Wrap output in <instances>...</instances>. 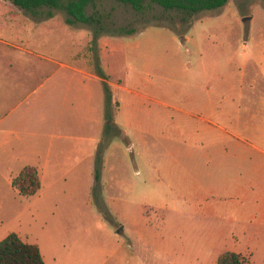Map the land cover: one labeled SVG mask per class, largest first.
<instances>
[{
  "label": "rangeland",
  "instance_id": "374dc122",
  "mask_svg": "<svg viewBox=\"0 0 264 264\" xmlns=\"http://www.w3.org/2000/svg\"><path fill=\"white\" fill-rule=\"evenodd\" d=\"M88 12L104 23L93 44L94 26L63 10L0 0V120L61 63L107 78L17 134L0 124V241L16 232L47 264H217L225 251L264 264L250 202L264 197V0L192 15L94 0ZM28 161L42 166L31 197L12 185Z\"/></svg>",
  "mask_w": 264,
  "mask_h": 264
},
{
  "label": "trees",
  "instance_id": "16d2710c",
  "mask_svg": "<svg viewBox=\"0 0 264 264\" xmlns=\"http://www.w3.org/2000/svg\"><path fill=\"white\" fill-rule=\"evenodd\" d=\"M17 6L38 14L42 8H56L67 14L68 24L84 23L95 28L91 44L96 41L103 29V20L99 12L89 13L88 8L94 5V0H11ZM131 5L136 11H143L147 4L156 3L165 10H178L192 15L204 10H212L225 6L229 0H118ZM136 29H123L114 34L134 33ZM96 74L107 81L102 69H97ZM107 83V82H105ZM106 98L111 100V92L106 86ZM100 178L97 173L96 180ZM12 185L22 196L31 197L41 188V179L36 167L26 165L12 180ZM0 264H47L38 244L24 241L16 232L8 234L0 241ZM217 264H249L241 253L235 251L222 252L217 259Z\"/></svg>",
  "mask_w": 264,
  "mask_h": 264
},
{
  "label": "crops",
  "instance_id": "0c3cea01",
  "mask_svg": "<svg viewBox=\"0 0 264 264\" xmlns=\"http://www.w3.org/2000/svg\"><path fill=\"white\" fill-rule=\"evenodd\" d=\"M5 44H8V42L5 41ZM64 69H68L69 71H72L73 75L69 76V74H67ZM90 77H93L99 81H103L104 83L107 82L106 80L98 76H95L82 68L69 65V64H65V63H61L58 69L54 70L50 75H48V77L45 80L37 84L33 88V90L29 92V94L24 100L19 101V102L14 101V106L10 108V110L8 111V114L4 118H2V120H0V124L3 122H7V125H8V130L3 131V134L5 136H8L10 134H17L19 132V128L21 129V126L28 129V125L31 122H33L32 120L34 117L29 118L30 114L34 113L33 111L42 110L44 106L46 109V107H48V104H53V105L58 106L60 102L66 103L67 95H72L74 101H79L81 99L80 95L87 97L89 101L92 100L95 97V94H94V90L91 84L93 80L89 79ZM65 78L68 79L67 82L65 81ZM9 88L10 89H6L4 91V95L6 94L5 100H7L9 96H12L13 94H15L16 86L10 85ZM72 88L74 89L76 94H73V92L71 93ZM103 96L106 97V91L103 92ZM22 107H24L22 110L23 112H19L20 109H22ZM86 109L87 110L83 112L84 114H82L83 115L82 117L84 118V120L97 121L98 118L93 115V113L96 110L93 108L91 109L90 107H86ZM46 118H47L46 114L41 113V114H38L35 120L41 121V120H45ZM221 127L224 130H226V128H224L223 126ZM72 138L77 139L79 143H84V145H86L87 148L91 147V145H93V142H94L93 138H90L87 136L79 135L78 137H72ZM34 150L35 149L33 147H30L28 143V147H26L25 150L23 149L19 151L31 153V152H34ZM60 150L62 149L60 148ZM26 165H32V166L39 167V171H40V168H42L40 162L28 161V163H25L22 166V169ZM41 183H42V180H41ZM250 202L252 204V208H253L252 210L255 215L254 219H256L254 223L257 222L258 213H259V222L260 223L264 222V197H261V198L252 197L250 199ZM242 204H243L242 202L237 203V205H242ZM253 216H251L250 218L247 217V219L249 220L253 218ZM237 219H239V217L231 218L233 222H237Z\"/></svg>",
  "mask_w": 264,
  "mask_h": 264
}]
</instances>
